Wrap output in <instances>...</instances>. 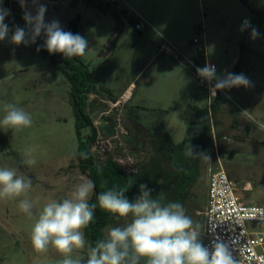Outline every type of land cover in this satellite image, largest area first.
I'll list each match as a JSON object with an SVG mask.
<instances>
[{
    "label": "rangeland",
    "instance_id": "obj_1",
    "mask_svg": "<svg viewBox=\"0 0 264 264\" xmlns=\"http://www.w3.org/2000/svg\"><path fill=\"white\" fill-rule=\"evenodd\" d=\"M50 1L57 15L72 2ZM8 2L13 9L20 6L21 12L14 9L15 14L24 13L18 0ZM0 3L6 9L7 0ZM116 4L112 7L118 18L86 0L70 9L69 17L82 14L78 34L88 41V50L80 57L89 65L99 92L116 100L131 90L123 106L127 127L130 105L139 110L143 122L162 124L176 143L184 139L189 123L196 118L194 107L208 106V94L183 61L163 50L164 45L194 54L195 47L189 44L195 38L205 39L208 59L217 64V74L223 77L232 73L240 45L246 44L242 73L252 86L225 89L226 101L211 114L215 137L221 136L219 145L226 150V157L218 149L208 153L210 160L203 162L201 180L185 207L186 214L200 223L204 244L209 169L222 167L241 198L264 204V131L242 113L247 110L254 118L264 117V0H117ZM133 17H138L140 29L130 21ZM245 19L258 29V38L240 30ZM4 22L13 29L19 23L11 12ZM11 36L9 31L0 41V119L5 114L4 104L11 103L30 113L33 123L20 131L0 128V168L18 169L31 178L32 187L21 197L0 200V264H58L63 257L54 248L44 253L34 250L32 226L47 202L69 197L77 185L90 178L76 158L79 138L69 81L62 70L54 71L48 57L34 46L13 44ZM90 133L91 128L85 127L82 138ZM32 158L35 165L24 163ZM21 199L33 203L31 216L19 209ZM128 222L122 218L107 227L106 237L111 227ZM86 252L87 248L76 250L73 256L84 257Z\"/></svg>",
    "mask_w": 264,
    "mask_h": 264
},
{
    "label": "clouds",
    "instance_id": "obj_2",
    "mask_svg": "<svg viewBox=\"0 0 264 264\" xmlns=\"http://www.w3.org/2000/svg\"><path fill=\"white\" fill-rule=\"evenodd\" d=\"M24 8L23 19L27 30L15 26L11 42L16 45L35 43L43 34L46 39L42 47L49 54H62L65 58L83 56L88 50V41L80 34L65 31L60 21L53 19L45 22L47 7L38 4L35 15L27 9V0H19ZM33 4L37 0H32ZM10 15L0 3V41L10 31L4 22ZM250 29V37L256 39L260 33L251 21L245 19L241 31ZM202 81H215L210 91L212 96L218 90L233 87H250L252 82L243 73L217 74L215 65L206 63L196 69ZM4 116L0 119V128L20 131L31 127L33 120L30 113L15 104H4ZM250 120L256 121L247 110L242 112ZM264 127V124L260 125ZM75 155V154H74ZM184 155L197 159L192 146L185 145ZM203 161H209L206 152L198 154ZM87 158L85 153H80ZM29 166L37 161L32 158L25 161ZM32 187V180L18 173L16 168H0V200L21 197ZM94 184L88 180L80 183L70 196L61 201L47 202L39 212L31 229V244L38 253L54 248L63 257L58 264H239L229 245L218 241L210 250L200 241V223L186 214V208L180 202L163 203L152 196V189L146 184L139 185V195L130 200L125 193L128 189H109L100 193L96 203H90ZM97 206L110 213L117 220L127 218L129 222L111 227L107 237L88 244L83 229L93 221ZM19 209L31 216L33 203L21 199ZM87 248L86 258L73 256L74 251Z\"/></svg>",
    "mask_w": 264,
    "mask_h": 264
},
{
    "label": "trees",
    "instance_id": "obj_3",
    "mask_svg": "<svg viewBox=\"0 0 264 264\" xmlns=\"http://www.w3.org/2000/svg\"><path fill=\"white\" fill-rule=\"evenodd\" d=\"M88 4L95 8L109 13L118 18V14L109 2L103 0H86ZM6 9L15 15L19 25L27 30L23 14H15V10L21 12V8L16 4L13 9L8 0ZM130 21L135 24L133 18ZM11 34L14 29L9 28ZM246 34L250 37L248 29ZM34 46L36 51L48 57L50 65L54 71L62 70L70 83V103L73 107L75 116V127L79 138V145L76 152V158L79 161L81 171L90 178L94 184L90 203H96L100 193L109 189H128L125 195L133 200L139 195V185L146 184L152 189V196L160 199L163 203L180 202L186 207L189 199L192 197L193 187L201 180V170L203 160L199 158V153L215 152L224 158L226 150L219 145L221 136L215 137L213 124L211 122V113L217 112L219 106L226 100L222 94L219 95L216 102L209 109L194 107L196 118L191 121L187 127L186 135L180 143L174 142L170 133L161 124L151 125L145 123L140 118V112L133 107L127 109L130 125L129 134L126 138V144L132 154L137 157L139 167L137 172H126L111 157H107L104 162H99L93 151L92 145L96 138L91 112L88 109L94 105L89 102L90 94L99 92L90 72L89 65L79 56L65 58L62 54H42L35 43H29ZM246 44H241V54L234 65L232 73H242L243 51ZM104 92V91H102ZM107 92L111 95L110 92ZM211 111V113H210ZM91 128V133L82 138V129ZM190 144L197 159H191L184 155L185 145ZM85 153L87 158H82L80 153ZM110 213L100 209L98 206L95 211L93 221L85 229L84 235L88 244L94 245L99 240L106 238L104 230L110 225L118 223ZM86 258V254L84 256Z\"/></svg>",
    "mask_w": 264,
    "mask_h": 264
},
{
    "label": "built area",
    "instance_id": "obj_4",
    "mask_svg": "<svg viewBox=\"0 0 264 264\" xmlns=\"http://www.w3.org/2000/svg\"><path fill=\"white\" fill-rule=\"evenodd\" d=\"M107 1L117 7V0ZM133 19L135 27L140 29L138 17ZM144 22L147 23L146 20ZM189 45L195 47L194 54L187 53L183 49L170 48L167 45H164L163 50L169 52L175 60L183 61L191 69L199 85L207 91L210 109L219 95L224 96L225 92L218 90L216 95L212 96L210 89L215 81L211 84L202 81L196 69L209 63L215 65L217 70V64L208 59L209 52L205 39L195 38ZM99 93L101 94L92 93L89 97V102H94V105L88 111L91 114L98 112V117L93 119L96 138L92 151L99 162H104L107 157H111L124 171L137 172L139 161L126 144L129 130L123 115V106L129 101L131 91L128 89L116 100L103 92ZM107 117L112 118L114 125L112 135L107 134L103 126ZM253 119L256 122L254 123L253 120L251 122L264 131V127L260 126L264 124V117H253ZM105 124L110 126L111 122L106 121ZM204 213L203 236L206 247L212 250L216 242L223 241L229 245L239 264H264V204L248 202L241 198L237 193L235 182L222 167L209 169L207 205Z\"/></svg>",
    "mask_w": 264,
    "mask_h": 264
},
{
    "label": "water",
    "instance_id": "obj_5",
    "mask_svg": "<svg viewBox=\"0 0 264 264\" xmlns=\"http://www.w3.org/2000/svg\"><path fill=\"white\" fill-rule=\"evenodd\" d=\"M78 1L79 0H74L70 4L69 7L70 8H75L76 3ZM40 3L45 4L46 7H47V11L45 13V22H49V21H51L53 19H57V20L60 21V24H61V26L63 27V29L65 31H70L73 34H78L79 26H80V23H81L82 14H77L74 18L69 19L68 18L69 7H64L63 10L59 13V15H57L55 13V11H54V8H53L52 3H51L50 0H37L36 4H33L32 0H27L26 7H27L28 10H30L33 13V15H35L36 7ZM45 39H46V37L43 34H41V36L37 38V48L42 54L47 55L48 51L42 47V45L44 44ZM97 117H98V112H95V113L91 114V118L92 119H96ZM106 121L111 122L110 126H106V124H105ZM103 126H104V129H105L107 134H110V135L113 134L114 125L112 123V118L111 117L105 118V122H103Z\"/></svg>",
    "mask_w": 264,
    "mask_h": 264
},
{
    "label": "flooded vegetation",
    "instance_id": "obj_6",
    "mask_svg": "<svg viewBox=\"0 0 264 264\" xmlns=\"http://www.w3.org/2000/svg\"><path fill=\"white\" fill-rule=\"evenodd\" d=\"M73 1H74V0H72V2H73ZM79 1H80V0H79ZM79 1H78V2H79ZM72 2H70V4H71ZM70 4H69V6H70ZM70 9L73 10L74 8H70V7H69V11H68V18H69V19H72V18H74L77 14H74V15H72V16L69 17ZM18 22H19V21H18ZM18 25H19V23H18Z\"/></svg>",
    "mask_w": 264,
    "mask_h": 264
},
{
    "label": "crops",
    "instance_id": "obj_7",
    "mask_svg": "<svg viewBox=\"0 0 264 264\" xmlns=\"http://www.w3.org/2000/svg\"><path fill=\"white\" fill-rule=\"evenodd\" d=\"M131 91V90H130ZM129 107H130V105H129ZM175 142V141H174ZM207 190H208V183H207V188H206V200H205V202H206V204H205V208H206V205H207ZM204 223H205V218H204ZM204 230V229H203Z\"/></svg>",
    "mask_w": 264,
    "mask_h": 264
}]
</instances>
